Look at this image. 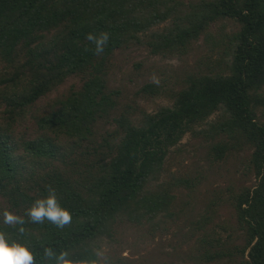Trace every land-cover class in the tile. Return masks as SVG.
<instances>
[{"label":"trees","instance_id":"trees-1","mask_svg":"<svg viewBox=\"0 0 264 264\" xmlns=\"http://www.w3.org/2000/svg\"><path fill=\"white\" fill-rule=\"evenodd\" d=\"M223 22L234 30L217 40L210 28ZM101 33L109 40L97 54L87 37ZM200 38L222 47V56L199 65L177 89L148 83L136 93L166 96L169 104L148 112L107 88L115 51L143 47L182 57ZM71 77L80 86L59 93ZM98 121L113 126L100 141ZM185 136L204 140L218 161L249 151L245 170L256 179L225 200L242 245L204 232L195 261L264 264V0H0V213L26 221L7 225L0 216V231L27 244L36 264H48L46 247L84 264L102 261L97 253L116 243L123 224L165 233L179 214L176 193L198 183L167 166ZM48 185L71 213L63 228L25 215ZM218 205L207 206L198 231Z\"/></svg>","mask_w":264,"mask_h":264},{"label":"rangeland","instance_id":"rangeland-1","mask_svg":"<svg viewBox=\"0 0 264 264\" xmlns=\"http://www.w3.org/2000/svg\"><path fill=\"white\" fill-rule=\"evenodd\" d=\"M185 2L194 0H184ZM234 30L232 23L223 22L211 26L210 31L218 40L221 35ZM222 56V47H213L200 38L190 52L182 57L154 56L143 47H130L115 51L109 63L107 88L119 90L122 104L135 100L148 112H153L160 105L170 101L166 96L147 98L136 96L138 90L148 83H156L165 90L177 89L185 77L197 71L199 65L209 64ZM211 64V63H210ZM80 82L71 77L59 88V93L66 94L70 88H78ZM58 92L42 101L47 104ZM32 119L27 125L33 126ZM113 128L110 123L98 121L93 132L97 141L106 131ZM24 128L22 127L21 131ZM100 141V140H99ZM209 145L202 139L185 136L181 144L169 156V172L187 174L198 180L193 191L182 189L176 193L178 216L174 223H169L167 231L152 233L149 228L135 227L129 224L119 225L116 230V243L102 249V257L109 254L122 258L125 264H198L195 259L196 239L204 232H213L229 243L241 246L240 231L236 225L234 212L225 201L229 190L252 188L256 179L245 170L249 151H241L215 160L208 154ZM167 177V176H166ZM165 177V178H166ZM218 203L211 218L212 221L203 231L197 230L196 222L200 220L207 206ZM218 264V263H213ZM226 264H236L228 262Z\"/></svg>","mask_w":264,"mask_h":264},{"label":"clouds","instance_id":"clouds-1","mask_svg":"<svg viewBox=\"0 0 264 264\" xmlns=\"http://www.w3.org/2000/svg\"><path fill=\"white\" fill-rule=\"evenodd\" d=\"M96 45V53L103 52L104 46L109 40L108 33H101L99 37L89 34L87 37ZM47 195L43 198L34 201L31 208L26 210L25 215L30 218L32 223H43L48 220L59 228H63L70 223L71 213L63 208L57 197V191L51 185L47 186ZM3 217V224L7 225H24L25 219L23 216L13 214L8 210L0 213ZM24 231L23 228L20 229ZM101 256V253H97ZM43 256L48 264H84L73 260L67 251L57 253L50 247L43 250ZM0 264H36L34 253L31 248L22 242L13 240L5 231H0ZM92 264H111V261L103 256L102 261H93Z\"/></svg>","mask_w":264,"mask_h":264}]
</instances>
